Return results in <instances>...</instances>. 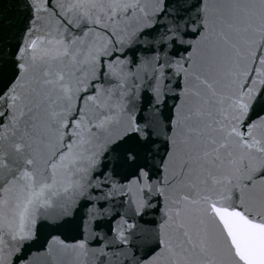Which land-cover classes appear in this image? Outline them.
I'll return each mask as SVG.
<instances>
[{"label":"water","instance_id":"1","mask_svg":"<svg viewBox=\"0 0 264 264\" xmlns=\"http://www.w3.org/2000/svg\"><path fill=\"white\" fill-rule=\"evenodd\" d=\"M0 264H264V0H0Z\"/></svg>","mask_w":264,"mask_h":264}]
</instances>
